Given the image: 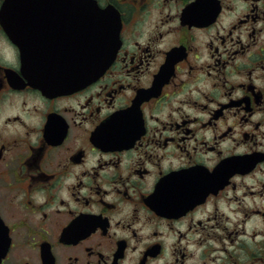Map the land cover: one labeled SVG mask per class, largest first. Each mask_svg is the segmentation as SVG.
<instances>
[{
  "label": "flooded vegetation",
  "instance_id": "flooded-vegetation-1",
  "mask_svg": "<svg viewBox=\"0 0 264 264\" xmlns=\"http://www.w3.org/2000/svg\"><path fill=\"white\" fill-rule=\"evenodd\" d=\"M9 5L0 264H264V0Z\"/></svg>",
  "mask_w": 264,
  "mask_h": 264
},
{
  "label": "water",
  "instance_id": "water-1",
  "mask_svg": "<svg viewBox=\"0 0 264 264\" xmlns=\"http://www.w3.org/2000/svg\"><path fill=\"white\" fill-rule=\"evenodd\" d=\"M3 5L4 6L2 8L0 15L3 29L7 36H16L14 35L15 29L13 28V25H11V23L9 22V7H10L9 0H5V3ZM104 15H105L104 11L97 10L95 13V17H96L95 23L94 22L88 23V21L87 22L84 21V18L80 19L81 34L83 33L82 34L83 36H99L101 33H105V32L112 34V36H105L103 39L96 37V40L98 39L101 40L102 44L106 43V46L102 48L103 53L101 55H98L100 58L103 59V61L96 62V64H98L99 67L97 68V70H95V73H92V75L95 74V76L103 72L104 68L111 63L118 48V36H114V35L119 31L118 30L119 26L117 29H115L114 25H112L110 28H107L101 21H98V19L102 18ZM16 26L19 27L20 24L19 26L18 25ZM4 243H6L5 237L3 232L0 230V261L7 249V244Z\"/></svg>",
  "mask_w": 264,
  "mask_h": 264
}]
</instances>
